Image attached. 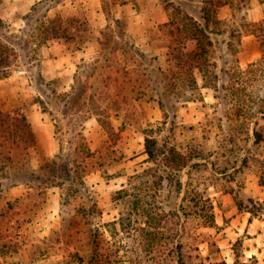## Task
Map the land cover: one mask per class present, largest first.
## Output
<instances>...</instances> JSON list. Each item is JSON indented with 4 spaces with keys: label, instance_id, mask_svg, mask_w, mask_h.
I'll use <instances>...</instances> for the list:
<instances>
[{
    "label": "rangeland",
    "instance_id": "1",
    "mask_svg": "<svg viewBox=\"0 0 264 264\" xmlns=\"http://www.w3.org/2000/svg\"><path fill=\"white\" fill-rule=\"evenodd\" d=\"M205 1L135 0L108 9L100 0H0V33L17 52L0 78V110L29 118L37 107L52 127L50 135L35 129L30 117V152L6 160L0 173V264H172L176 244L185 264H256L244 254L249 234L233 240L222 231L231 217L220 218L235 206L264 221V141L254 144L248 125L254 116L264 136V118L253 114L263 107L264 65H251L264 56V0H215L207 20L211 65L169 63L162 21L178 8L205 24ZM81 7L87 40L49 50L66 38L46 39L41 27ZM91 35L101 37L96 61ZM77 50L84 55L70 72L44 75L49 54ZM173 147L186 167L161 161ZM78 151L90 169L83 184L69 163ZM207 159L214 171L191 167ZM62 163L71 173L61 187L36 178L43 165L62 173ZM207 197L215 227L206 225ZM7 202L12 210H4Z\"/></svg>",
    "mask_w": 264,
    "mask_h": 264
},
{
    "label": "trees",
    "instance_id": "2",
    "mask_svg": "<svg viewBox=\"0 0 264 264\" xmlns=\"http://www.w3.org/2000/svg\"><path fill=\"white\" fill-rule=\"evenodd\" d=\"M102 6L107 7L113 4H123L127 0H101ZM129 1V0H128ZM135 2V0H130ZM229 0H219L218 5L222 6L228 3ZM216 6L215 0H206L205 1V12L202 14V18L206 21L205 24H201L199 21L195 20L190 14H187L183 10H179L178 8L175 11L170 13L169 20L162 23L160 27L163 29L165 27L167 29L165 33V47L167 48V60L169 63L175 61L177 65H186L189 64L190 67L194 68L195 62L200 61L203 66H210L208 60V48L212 43L208 32V13L214 11L213 8ZM109 11V10H108ZM107 11V12H108ZM183 17V21H182ZM2 24V20L0 18V25ZM89 21L86 17V12L83 7L79 9L78 12L73 13L70 17H60L56 15L54 17L50 16L48 23H44L41 27L43 30V34L46 36L45 38H58L61 39L65 37V41H75L78 39L79 41H85L89 36L84 35L87 30H89ZM264 25V21L258 25V29H261L260 26ZM165 29V30H166ZM44 38V39H45ZM15 58H17V52L13 45H11L0 33V78L6 77L10 72V67L13 64ZM260 62L251 63L252 66H263L264 65V56L261 58ZM201 66V68L203 67ZM200 68V65H199ZM200 68V70H202ZM234 86V85H233ZM262 106L259 110H254L253 114L261 113V117L264 118V98H261ZM240 102V100H238ZM20 115V121H18V116ZM17 116V117H16ZM254 116L248 118V125L250 122H253L252 133L250 137L253 138L254 144H260L264 141V136L258 128L257 120L253 121ZM18 119V120H17ZM248 127V135L250 134ZM29 134H32V124L28 118V115L25 113L19 114L17 111L13 113H8L0 110V173L5 168L6 160H11L12 157L18 155H27L30 152V146L32 143V137H28ZM31 132V133H30ZM80 135L83 136L82 132ZM85 151L86 156L92 155L93 151L90 150L89 147H83L82 150ZM79 151L75 153L74 158L69 163L73 165L74 169L71 170L72 173H77V179L80 184H83V174H87L90 169H88V164L85 162L82 156H79ZM146 151L149 157L153 160H157L156 154L154 150L150 147H146ZM248 152V149L246 150ZM164 153V157H161V161H165L168 164V167L171 169H175L173 166H170L171 162L176 165V169L180 167L184 168L187 166L186 161L183 159V156L176 151V149L170 148L167 149ZM166 153V154H165ZM249 154V153H247ZM238 161V159H236ZM53 165L56 164V161H52ZM181 165H180V164ZM211 164V165H210ZM248 164V155L240 157V166L241 168L247 166ZM203 166L211 171H214V164L211 161L205 160L204 162H194L192 163V168L197 166ZM167 166V165H166ZM62 173L58 172L57 167H50L48 171V165L40 166V173L36 175L37 179L42 181L49 180L50 178L58 179V185L61 187L65 182V176H68L71 171L66 167L65 163H62L61 166ZM168 169L170 173L171 169ZM92 170V168H91ZM50 176V178H49ZM169 174H167V177ZM262 186H264V174L260 175V182ZM182 183L178 181V187L181 188ZM208 202V223L206 225L215 227L217 226L214 217V205L211 202L210 198L207 197ZM13 204H9L7 202L4 206V210H12ZM180 207L175 209L179 210ZM253 215L255 214L252 210L248 209ZM1 212V211H0ZM6 213V212H5ZM174 257L172 259V264H185L181 246L176 244L174 247ZM256 264L258 261L254 258ZM174 262V263H173Z\"/></svg>",
    "mask_w": 264,
    "mask_h": 264
},
{
    "label": "crops",
    "instance_id": "3",
    "mask_svg": "<svg viewBox=\"0 0 264 264\" xmlns=\"http://www.w3.org/2000/svg\"><path fill=\"white\" fill-rule=\"evenodd\" d=\"M83 1L86 3L88 0H83ZM100 2L102 1L100 0ZM124 4L126 5V3L118 4V5L122 6ZM97 6H99V4ZM260 6L261 8H264V2H262ZM91 8H93V5H91ZM263 15H264V11L263 13H261V17ZM168 20H169V16L166 20L162 21V23ZM100 28L102 29L103 25H101ZM100 40H101L100 35H96L95 37L91 35V61L99 57L98 45L100 44ZM64 42L66 41L54 40L53 45L49 47V50L53 51L59 48V46L65 44ZM52 54H53L52 56L49 54V56H47V59L45 60L47 65L44 70V75L49 78L70 72L72 70V61L81 59L82 56L84 55V52L83 50H77L76 52L73 53L55 51ZM35 110H36L35 112L32 111L30 114L31 122L33 126L35 127V129H42L43 127H45L47 129V133L50 135L52 127L46 119L45 112L41 110L39 111L40 112L39 114L37 107H35ZM97 121H99V119H97ZM260 199L262 200V198ZM229 209L230 211L225 212V215L224 216L222 215L220 218L221 219L220 224H222L225 216L227 218L231 217L230 222L227 223L225 227H223L222 231L223 232L226 231V234L228 233L233 238V240H236L237 238H241V236L245 232L249 234L244 236L246 237L247 240V243H245L244 246V254L247 257L256 258L258 264H264V243H261L262 235H264L263 219L252 215V213L248 210L239 211L235 206H231ZM217 222L219 223L220 220L217 219ZM226 240H227L226 242L227 246H230L232 242H229V239L227 238Z\"/></svg>",
    "mask_w": 264,
    "mask_h": 264
}]
</instances>
